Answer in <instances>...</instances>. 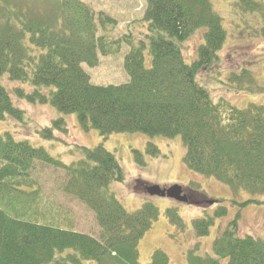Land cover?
I'll return each instance as SVG.
<instances>
[{"label": "trees", "instance_id": "1", "mask_svg": "<svg viewBox=\"0 0 264 264\" xmlns=\"http://www.w3.org/2000/svg\"><path fill=\"white\" fill-rule=\"evenodd\" d=\"M235 2L244 12L264 10L262 0ZM141 21L146 25L143 39L134 42L132 34L108 35L117 19L84 0H0V77L24 85L11 93L0 80V121L25 122L26 111L15 101L26 100L76 114L82 130L96 129L104 138L118 132L181 136L189 170L228 185L234 196L241 191L263 195L264 105L239 108L223 96L215 101L199 80L202 72L219 64L227 38L213 1L145 0ZM198 31L203 42L188 62L183 44ZM123 42L131 46L124 60L130 81L93 84L82 64L96 66L99 53L115 54ZM242 78L255 83L248 70ZM38 132L58 140L57 133L66 135L70 129L60 116ZM76 149L80 158L65 164L44 147L0 133V195L7 197L0 207V264H141L140 241L158 220L159 207L146 198L140 208L129 211L112 189V183L125 178L116 155L103 143L93 148L77 144ZM161 154L152 141L145 152L133 149L139 167ZM50 166L66 170L62 191L92 211L99 236L64 223L67 216L60 209L56 184L37 172ZM137 182L136 189L146 190L144 181ZM45 184L55 189L47 190ZM191 186L200 189L197 182ZM227 213L219 206L213 217L195 219L197 235H207L214 218ZM165 216L178 229L185 228L177 206L166 208ZM239 217L214 240L211 253L190 249L187 263L264 264V239L238 236ZM148 264L171 260L156 249Z\"/></svg>", "mask_w": 264, "mask_h": 264}, {"label": "rangeland", "instance_id": "2", "mask_svg": "<svg viewBox=\"0 0 264 264\" xmlns=\"http://www.w3.org/2000/svg\"><path fill=\"white\" fill-rule=\"evenodd\" d=\"M84 1L96 11L103 10L117 19L116 28L109 30L108 35L115 38L132 34L134 42L143 39L145 32L143 29L146 25L141 19L144 15L145 0ZM212 1L223 17L227 38L219 52V64L211 70L202 72L199 76L200 83L209 90L215 101L223 96L239 108H247L252 103L264 105V10L244 12L235 0ZM262 1L264 3V0ZM99 32H102L101 27ZM202 42L203 32L198 31L183 44L184 55L188 62L196 57L197 48ZM130 48L129 43L123 42L120 51L115 54L103 56L99 53V62L96 66L83 63L82 67L90 76L91 82L104 86L129 82L130 76L125 69L124 60ZM149 61L150 58L147 57V63ZM246 70L253 74L254 84L242 78ZM234 74L240 78L234 79ZM0 80L11 93L14 88L24 86L10 81L7 76L0 77ZM26 89L30 90L32 87L27 86ZM15 104L26 111V120L23 123L12 118L0 121L1 134L10 133L17 141L28 140L34 146L44 147L54 158L65 164H71L80 158L76 149L77 144L93 148L103 143L116 155L124 169V180L112 183V189L126 208L129 211L137 210L145 202V198H151L156 202L160 216L140 241L141 264L150 263L156 249L164 250L169 255L171 264H188L187 252L196 247L201 255L211 253L214 240L238 214L240 215L238 236L252 235L264 239V194L254 196L241 191L238 196H234L228 185L213 177L189 170L183 161L186 147L181 136L169 139L163 136L150 137L141 132H118L104 138L96 129L82 130L78 125L76 114H62L51 104L34 105L26 100L15 101ZM60 116L68 123L70 129L68 134L58 133L60 137L58 140H49L38 132ZM149 141L155 143L162 154L160 157H150L145 167H139L134 160L133 149L145 152ZM37 172H41L43 177L56 184L58 193H53L60 200L62 213L67 216L64 223L73 226L77 231L99 236L100 230L92 211L77 199L63 193L62 186L68 179L66 170L50 166L39 168ZM137 180L164 187L178 184L183 187L188 201L184 203L168 197L150 196L145 193L146 190L135 188L138 184ZM192 182L199 183L200 189L193 188ZM52 187L55 189L53 185ZM251 199L255 201L249 202ZM6 201L7 197L0 195V207L3 208ZM164 202L167 203L165 207ZM243 202L247 204L244 205ZM170 206L179 208L185 224L183 230L178 229L166 218L165 210ZM219 206L227 208V215L214 218L210 232L205 236H198L193 221L205 216L213 217ZM83 264L95 263L84 261Z\"/></svg>", "mask_w": 264, "mask_h": 264}, {"label": "water", "instance_id": "3", "mask_svg": "<svg viewBox=\"0 0 264 264\" xmlns=\"http://www.w3.org/2000/svg\"><path fill=\"white\" fill-rule=\"evenodd\" d=\"M146 191L150 196L168 197L184 203L188 201L187 195L183 192V187L178 184H174L170 187H161L153 184L147 186Z\"/></svg>", "mask_w": 264, "mask_h": 264}, {"label": "crops", "instance_id": "4", "mask_svg": "<svg viewBox=\"0 0 264 264\" xmlns=\"http://www.w3.org/2000/svg\"><path fill=\"white\" fill-rule=\"evenodd\" d=\"M194 177L197 178L195 175H194ZM45 185H46V189H47V190L52 189V185H48V184H45ZM49 188H50V189H49ZM145 200H146V198H145ZM163 205H164V207H165V206L167 205V203L164 202Z\"/></svg>", "mask_w": 264, "mask_h": 264}]
</instances>
